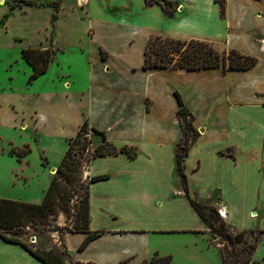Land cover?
Segmentation results:
<instances>
[{"label":"crops","instance_id":"0c3cea01","mask_svg":"<svg viewBox=\"0 0 264 264\" xmlns=\"http://www.w3.org/2000/svg\"><path fill=\"white\" fill-rule=\"evenodd\" d=\"M169 1L176 6L173 15L146 0H72L69 6L64 1L55 38L73 19L64 28L77 40L54 38L59 54L75 52L66 67L57 60L59 84L28 90L23 97L14 94L12 84L0 86V128L23 126L30 132L24 145L39 150L30 171V153L11 155L12 142L2 153L10 163L11 158L26 161L20 167L24 187L36 178L35 193L19 200L42 202L52 178L47 168L59 166L69 139L86 120L114 145L138 151L135 156L121 152L91 159L89 178H104L89 185V232L64 234L74 262L145 264L157 255L190 264L191 256L207 249L210 229L186 197L177 173L182 129L176 91L199 132L185 157L191 196L225 211L224 220L237 231L264 230V0H226L225 15L215 0ZM0 6V16L9 13L0 24V38L10 34L16 16L38 10L7 12L6 4ZM47 15L49 25L36 43L21 34L10 36L20 47L14 61L18 67L25 62L29 76L32 67L21 51L47 48L41 45L48 40L49 9ZM153 35L201 39L219 51L255 56L257 63L246 70L146 69L144 52ZM90 232L102 233L80 249ZM0 264L42 263L21 244L0 238Z\"/></svg>","mask_w":264,"mask_h":264},{"label":"trees","instance_id":"16d2710c","mask_svg":"<svg viewBox=\"0 0 264 264\" xmlns=\"http://www.w3.org/2000/svg\"><path fill=\"white\" fill-rule=\"evenodd\" d=\"M26 4H33L32 0H21ZM59 1V5L61 0ZM57 1V2H58ZM219 5L222 15L226 13V0H215ZM155 3L161 4L168 15H173L176 10L174 3L169 0H146L147 5ZM169 4L172 9H168ZM15 7V5H13ZM56 16V15H55ZM22 58L32 67V72L28 78L29 83L48 71L50 64L54 61L56 51L52 47H27L21 51ZM257 63V58L251 55L240 53L236 49L219 51L212 43L201 39H179L163 35H153L149 39L144 52V68H185L188 70H198L216 68L222 66L224 70L239 69L246 70ZM178 99V119L182 129V135L176 147L177 173L186 197L192 206L199 213L201 218L207 223L211 232L220 238V242L239 241L248 230H242L236 234L227 230L226 221L220 217L216 206L204 203L192 197L189 190L188 178L185 171V157L188 155L191 146L199 136L198 130L194 126V115L184 103L181 94L176 91ZM89 131L100 134L102 141L98 143L90 159L98 156L116 155L127 152L131 156L137 155L138 151L133 146L124 145L118 147L110 142L103 130L90 126L86 120L82 124L77 134L69 139L68 149L59 164L57 171L51 178L48 190L41 203H32L24 200L0 198V238L6 242L21 244L27 251L35 256L42 264H97L94 262L83 263L74 262L69 254L59 249H42L33 247L24 240L21 235H17L19 229L32 222L48 224L52 215L58 212L57 204L59 195L63 197L61 187L62 179H69L76 164L79 162L78 153L91 144ZM79 146V147H78ZM31 152V147L27 144L22 148L11 147L9 153L21 158ZM104 176L92 177L90 182L102 179ZM90 185V183H89ZM89 191L87 193L86 217L84 222L77 226V230L71 232H89L90 205ZM220 221L218 223L217 221ZM264 233V230H261ZM102 232H90L85 241L80 246L83 249L89 241L101 235ZM224 256V255H223ZM224 264L228 263L224 256ZM119 264H123L119 263ZM145 264H174L171 256L155 255Z\"/></svg>","mask_w":264,"mask_h":264},{"label":"rangeland","instance_id":"374dc122","mask_svg":"<svg viewBox=\"0 0 264 264\" xmlns=\"http://www.w3.org/2000/svg\"><path fill=\"white\" fill-rule=\"evenodd\" d=\"M32 1L33 4H26L21 0H0V5L6 4L7 12H9L8 10L14 11L27 7L38 8L36 11L16 16L12 21L13 26L9 30L10 34L3 35L2 38H0V83L2 84L0 86H5L6 82L8 86L12 84L11 86L13 87L14 94L22 97L29 93L28 90L34 93L41 89H52L56 84H59V65L57 64V60L59 62H64V64H61V67H66L65 62L71 61L75 57V52H73V49H70L71 51L67 50L59 54V45L55 43V39L58 42L60 37L62 40L67 41L77 40L71 34H68L64 28L71 24L73 19L63 24L64 27L61 29L62 34H59V37L56 36L55 38L56 32L59 31V28L56 27V22L59 19V11L63 6V2L65 1V5L69 6L72 0H61L60 5L58 0ZM13 5H15V7H13ZM48 9L51 11V26L47 35L48 40L41 46H52L56 51L55 60L48 72L40 75L39 78L37 77L38 79H34L35 81L32 85H28L27 81L31 69L25 62L22 63L21 67H18L17 63H15L14 60L20 58V47L12 43L10 36L11 34H21L24 40H30L36 43L40 35H43L45 28L49 25L50 20L47 15ZM8 15L9 13L0 16V24L5 21ZM11 63H13V66L10 65ZM6 69L9 70L6 71ZM9 74L13 76L11 82L8 79V76H10ZM21 127L22 128H20V126L16 128H0V198L19 200L20 197L30 196L35 193L34 189L36 183L33 179L36 178H29L31 180L29 182L30 185L27 184V187H24V178H22L23 172L20 167L23 166L26 161L23 159L11 158L10 160H12V163H10L7 159L4 160L7 155L2 154L5 152L4 149L10 146V142L19 147L23 146L24 143H29L27 141L30 132L24 131L23 126ZM89 136L91 144L82 151L83 154L78 153L79 162L76 164L72 175L69 179H62L61 181L60 189L63 197L61 198L59 195L57 214L51 216L48 224L43 225L39 222H32L19 229L17 235H21L24 240L33 247L46 250L59 249L61 252L65 251L69 254L64 243V234L77 230V226L85 220L87 193L90 183V178L88 176V168L91 161L90 156L94 152L95 146L102 141L100 134L89 131ZM11 147L12 144L10 148ZM38 151L39 150L32 152L31 150L30 158L32 161L30 162L28 171L34 166V159L39 157ZM41 163L45 166L43 160ZM13 165L17 169L11 168L9 170V166ZM57 168H55L56 171ZM47 172L52 176L55 173L52 172V168H47ZM220 217L223 218L221 215ZM217 222L220 223L219 219ZM226 228L234 234L240 232L229 226L227 222ZM208 239L207 249L205 251H199L200 254L191 256L189 258L190 264H224V256L226 261L232 264H264V233L259 229L248 230L242 236L238 237L239 241L221 243L220 238L215 236L211 231H209ZM192 247L194 248V245H192Z\"/></svg>","mask_w":264,"mask_h":264},{"label":"built area","instance_id":"2783aa9c","mask_svg":"<svg viewBox=\"0 0 264 264\" xmlns=\"http://www.w3.org/2000/svg\"><path fill=\"white\" fill-rule=\"evenodd\" d=\"M219 214L224 218L225 217V214H226V212L225 211H222V210H220L219 209Z\"/></svg>","mask_w":264,"mask_h":264},{"label":"water","instance_id":"95a60500","mask_svg":"<svg viewBox=\"0 0 264 264\" xmlns=\"http://www.w3.org/2000/svg\"><path fill=\"white\" fill-rule=\"evenodd\" d=\"M52 172H56V169L55 168H52Z\"/></svg>","mask_w":264,"mask_h":264}]
</instances>
